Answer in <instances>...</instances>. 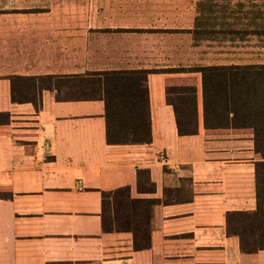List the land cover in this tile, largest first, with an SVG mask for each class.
<instances>
[{
  "label": "crops",
  "instance_id": "crops-1",
  "mask_svg": "<svg viewBox=\"0 0 264 264\" xmlns=\"http://www.w3.org/2000/svg\"><path fill=\"white\" fill-rule=\"evenodd\" d=\"M241 64H264V0H0V264H264L225 225L227 211L256 205L252 135L205 134L191 70ZM140 69L150 143L108 144L99 99L44 89L36 110L11 98L14 75ZM167 78L195 79L197 133H178ZM138 168L154 192L137 191ZM121 186L157 200L148 248L102 230L101 193ZM181 186L184 200L164 202Z\"/></svg>",
  "mask_w": 264,
  "mask_h": 264
},
{
  "label": "trees",
  "instance_id": "trees-1",
  "mask_svg": "<svg viewBox=\"0 0 264 264\" xmlns=\"http://www.w3.org/2000/svg\"><path fill=\"white\" fill-rule=\"evenodd\" d=\"M201 75L202 123L205 134H251L258 155L254 166L253 210L227 211L226 232L239 239L240 250H264V64L206 65L193 67ZM150 71L109 70L69 75L10 77L14 102H32L39 109L42 90H55L58 99H99L104 104L108 144H145L152 140L147 76ZM166 102L172 106L180 135L198 132L194 78H167ZM10 115L0 111V133L9 134ZM140 193H152L149 170H136ZM164 202L182 201L184 186L166 188ZM1 195V193H0ZM101 224L105 232L129 231L134 248L150 246L154 198L132 197L129 186L102 191Z\"/></svg>",
  "mask_w": 264,
  "mask_h": 264
},
{
  "label": "built area",
  "instance_id": "built-area-1",
  "mask_svg": "<svg viewBox=\"0 0 264 264\" xmlns=\"http://www.w3.org/2000/svg\"><path fill=\"white\" fill-rule=\"evenodd\" d=\"M160 158L163 160L164 159V157L162 156V155H160Z\"/></svg>",
  "mask_w": 264,
  "mask_h": 264
}]
</instances>
